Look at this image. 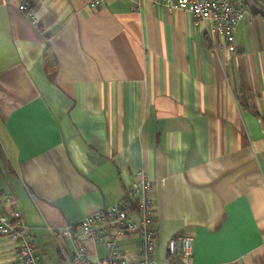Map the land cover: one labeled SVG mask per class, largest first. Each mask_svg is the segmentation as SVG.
<instances>
[{"label":"crops","instance_id":"1","mask_svg":"<svg viewBox=\"0 0 264 264\" xmlns=\"http://www.w3.org/2000/svg\"><path fill=\"white\" fill-rule=\"evenodd\" d=\"M93 1L0 0V195L15 196L38 263L69 264L62 230L141 171L160 257L185 234L192 264H264V16L249 10L227 46L186 11ZM138 241L115 244L132 255ZM0 264H19L1 234Z\"/></svg>","mask_w":264,"mask_h":264},{"label":"built area","instance_id":"2","mask_svg":"<svg viewBox=\"0 0 264 264\" xmlns=\"http://www.w3.org/2000/svg\"><path fill=\"white\" fill-rule=\"evenodd\" d=\"M166 8L186 11L194 21L208 24L210 34H222L231 45L237 24L248 14L244 0H152ZM102 2L94 0L92 6ZM19 9L30 19L26 2ZM138 180L126 187L125 196L115 204L86 215L72 226H66L61 236L71 240L69 264H192V237L174 234L166 244V255L157 252L156 211L154 188L140 171ZM0 234L15 243V257L19 264H39L36 246L19 209L10 193L0 195ZM139 235L132 255L120 250L115 239L126 233ZM102 246L105 254L92 258L87 245Z\"/></svg>","mask_w":264,"mask_h":264},{"label":"trees","instance_id":"3","mask_svg":"<svg viewBox=\"0 0 264 264\" xmlns=\"http://www.w3.org/2000/svg\"><path fill=\"white\" fill-rule=\"evenodd\" d=\"M251 1L254 2L262 10H264V0H251ZM251 12L253 14L264 16V14L260 12H253V11ZM44 66H45L46 74L48 76H52L54 71L56 70L57 63L54 56L49 51H46L44 54Z\"/></svg>","mask_w":264,"mask_h":264},{"label":"water","instance_id":"4","mask_svg":"<svg viewBox=\"0 0 264 264\" xmlns=\"http://www.w3.org/2000/svg\"><path fill=\"white\" fill-rule=\"evenodd\" d=\"M246 6L248 7V9L250 11L253 12H260L262 14H264V10H262L260 7H258L254 2H252L251 0H244Z\"/></svg>","mask_w":264,"mask_h":264}]
</instances>
